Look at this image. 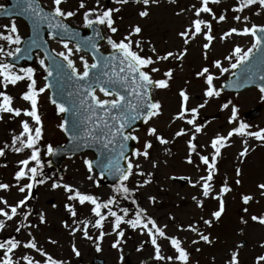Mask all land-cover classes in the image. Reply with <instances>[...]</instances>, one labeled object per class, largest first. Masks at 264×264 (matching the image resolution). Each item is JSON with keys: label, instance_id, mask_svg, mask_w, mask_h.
<instances>
[{"label": "snow or ice", "instance_id": "snow-or-ice-1", "mask_svg": "<svg viewBox=\"0 0 264 264\" xmlns=\"http://www.w3.org/2000/svg\"><path fill=\"white\" fill-rule=\"evenodd\" d=\"M67 0H52V6L47 11L39 5L37 0H22L25 7L23 12L28 13L33 18L34 28H38L42 24H47L50 39L60 37L63 42L62 46L65 51L55 53L54 56H49L46 52L44 59L39 60V65L47 75L45 76L46 83L43 87H37L35 79V69L32 67H21L18 71L15 69V64L0 60V85L7 89L9 85L15 86L21 81H27L26 91L19 97L25 101L29 107L19 108L13 106L14 97L7 94L6 91H0V120H3V114H10L12 117H28L32 121L22 120L20 123L21 131L19 134H14L11 139V144H5L0 148V157L5 156V149L11 150L17 154L30 150V156L19 161V170L14 175L16 181L15 187L20 193H24L25 197L20 199L15 204H9L8 200L0 197V231H3L8 221H13L17 216H21L18 226L15 228L17 233L22 229L29 230L27 232L28 239L25 242L12 237L0 242V264H41V261L34 259L29 255H22L20 259H14L13 256L17 249L23 247L38 253L44 258L43 264H66L63 260L53 258L47 253L42 246L38 244L36 237L31 229H38L40 225L46 224V213L43 211L37 213L39 224L28 222L32 215L31 211H21L25 208L27 200L30 198L32 190L38 186L48 182V177L44 176L42 171L43 163L41 161V149L38 146L43 139V122L39 112L38 104L39 97L44 92L53 87L49 78L60 80L67 79L76 83V91L67 92L64 99L57 100L54 93L50 97V102L55 106L58 114L71 113L75 117L71 121L63 120L59 125L60 131L64 132L70 141L76 144V147L89 148L93 145H100L102 149L107 150L108 155L105 160H100L94 163L92 159L83 161L88 176L87 179L92 181L95 187H100V181L104 176L110 175L116 178L117 183L112 188V194L107 199H101L99 196L81 191L80 188L60 181L53 182L51 188L63 189L66 194L67 201L64 208L72 218L71 224L67 221L63 222V227L68 230L69 235L75 237L77 232H82L84 239L93 241L97 252L102 250L101 243L105 235L115 234V242L111 247L119 249L124 242L125 231L122 225H127L133 231L139 230L141 235H147L154 249L153 259L156 261H167L168 264H190L191 253L184 247L183 241L175 235L167 233L168 224L161 226L156 219L149 215L148 210L138 203L137 193L150 185L153 182L155 173L153 171H145L141 164V160L148 161L152 169L160 167V160L153 157L154 141L161 146H164L165 155H171V148L177 138L188 136L186 141V158L185 163L194 165L198 170L201 165L204 166L203 171L206 174L200 175L195 182L189 177L171 176L169 179H185L193 189L198 190V194H193L191 200L195 206L201 210L205 207V200L212 199L218 202V207L211 211L209 218L200 216L199 222L208 228H212L214 223H218L225 213L226 202L225 196L233 191L229 185L227 178L222 181L221 186L217 189L214 180L218 175V163L222 156V149L230 146L232 137H242L243 148L239 152L238 159L243 163L244 159L249 154L248 139L253 138L256 141L264 144V128L258 131H251L250 125L238 120L239 109L233 105L228 123L235 125L228 131L227 135L217 134L211 141L209 147L211 152L202 154L198 150L197 135L202 133L206 125L198 124V116L200 109L204 108L208 101L213 98H218L221 95L222 87L218 88L215 81L219 80L224 74L231 72L236 76L235 69H242L241 75L237 77V86L240 83L251 80L253 78L252 67L250 61L255 57L260 65H264V24L257 25L250 23L248 16H242L246 9L258 5L264 10V0H236V6L231 8V12L235 15L233 20L243 27H230L224 31L219 37L221 41H226L230 37H251V46L247 49L236 45L224 57V61L228 62V67L224 66V61L216 59L211 61V66H203L196 72L197 79L203 78L205 88L203 96L207 99L196 107L189 108L191 99L186 88H181L178 92L180 104L178 112L171 118V122L182 121L184 124L191 126V129L180 127L174 132L171 139L167 138L156 126L150 122L160 117L163 114V105L160 100L155 99L154 90H167L170 88V82L174 79V69L169 67L161 71L159 65L173 60L184 61L188 55L189 46L198 37L202 36L205 41L202 44V56L205 61L209 60V51L213 47V42L217 39L213 32V21L216 24L226 22L227 9L217 15L213 7L210 5H219L222 0H199L198 5L193 4L191 8L181 9L176 11L175 16H181L185 11H192L194 18L183 30L177 33V36L182 41V47L179 50H165L161 52L156 45L149 39L143 38L144 29L139 23L129 25L126 34H123L119 39L114 38L119 32L116 26L115 14L122 11L126 5L135 4L140 8L137 12L141 20L150 18L151 9L159 7L161 0H112V3L118 7L101 8L99 0L95 8H86L84 0H80L78 9L67 10L62 7ZM169 4H175L177 0H167ZM79 9H86L83 12V26L90 28L95 33L94 37L86 39H77V33L67 21L78 14ZM8 10L5 9V12ZM207 14L211 17L210 20L204 19L203 15ZM255 15H260L256 12ZM123 19V17H120ZM101 26L106 29L110 35L102 33ZM4 31L0 32V40L5 41L11 48L14 49L5 51L3 46H0V57H11L19 59L22 53L20 45L24 43L17 23L12 20L10 24L3 26ZM68 39L65 41L64 38ZM72 40H76L75 46L70 47ZM100 41H105L110 52L107 55L101 53ZM147 46L150 54L145 53ZM33 47H39L37 40L33 38L27 49L23 51H31ZM91 52L92 62L89 63L84 55L79 57L83 65V71L76 67L75 61L71 58L74 54L80 52ZM57 57L61 58L57 62ZM51 61V66L45 63L46 60ZM212 68L216 69L219 75L212 72ZM159 73L161 78L157 79L154 74ZM261 80H264V75H260ZM83 82V83H81ZM226 86V85H225ZM97 91L103 94V98L97 95ZM259 91L264 94V85H261ZM63 96V90L60 93ZM231 101L222 105V109H228ZM190 117V118H189ZM137 120L143 122L147 127L144 130V139L136 133L139 131L134 127ZM171 126V125H169ZM191 132V135H189ZM129 142H135L138 147L129 151ZM47 154L54 153L53 146L47 145ZM196 156L199 163H195L193 156ZM124 162L122 165L121 162ZM35 166H31L33 164ZM166 164L167 161L165 160ZM7 167V165H2ZM96 169H99L97 176ZM242 169L237 167L235 175L237 179L235 185H241L242 181L239 177L242 176ZM133 177H141V181L133 182ZM21 181L27 183L21 184ZM132 184V186H130ZM12 185L0 183V191H8ZM259 193L264 197V182L256 185ZM242 203L248 205L254 201V196L251 194H242ZM148 200L152 205L158 203L157 197L154 195L148 196ZM121 202H127L129 206H122ZM258 202V201H257ZM90 206L91 216L95 219H80L78 220V212L76 205ZM52 207H56L55 204ZM247 212V207L244 208ZM111 218L112 233H105V221ZM176 217L170 215L169 220L175 221ZM251 220L264 226V215H252ZM198 223H189L186 227L176 224L178 231L192 232L198 239H193L192 244H199L201 241L205 244H213L214 241L209 234H205L200 230ZM247 220L241 219V223L247 224ZM89 227L99 230V234L95 237L89 234ZM163 239L167 241L171 248L175 251V256L162 255L161 245L159 241ZM48 243L56 244L57 241L49 239ZM238 245L237 247H241ZM264 247V245H261ZM143 245L137 248L141 251ZM199 252L200 249L196 248ZM72 252L76 257L81 255L75 243L72 244ZM239 252L233 251L227 264H239ZM123 255L120 260L123 262ZM264 256L258 257L256 264H262Z\"/></svg>", "mask_w": 264, "mask_h": 264}, {"label": "rangeland", "instance_id": "rangeland-1", "mask_svg": "<svg viewBox=\"0 0 264 264\" xmlns=\"http://www.w3.org/2000/svg\"><path fill=\"white\" fill-rule=\"evenodd\" d=\"M40 2L47 9L52 6V0H40ZM84 2L86 8L89 9L97 4V0H84ZM3 3L4 1L0 0V7ZM78 4L79 2L77 1L67 0L62 7L67 10L76 11L78 9ZM99 4L103 6L102 0H99ZM193 4V2H183V0H177L175 4H169L167 0H161L159 7H153L151 9L150 18L141 20L137 15L140 6L130 3L124 6L125 16L122 20L125 19V21L119 23V32L114 38H120L127 31L129 25L139 23L144 29L142 33L143 38L151 40L158 50L161 52L169 49L179 50L182 47V41L177 36V33L189 24L194 18V15L192 11H185L179 17L175 16L174 13L180 11L182 8H191ZM218 6L220 11H215L217 15L223 13L227 9L228 19L226 22L220 24H216L213 21V32L217 39L213 42V47L209 51V60L205 61L203 59L202 44L205 41L203 37L200 36L189 46L188 55L182 62V66L181 62L175 60L159 65L161 71L169 67L173 68L174 79L170 82L169 89L154 90V98L160 100L163 105V114L150 123L156 126L169 139H171L174 132L180 127L191 129L182 121H175V123L171 122V118L178 112V106L180 104V97L178 95L179 90L181 88L187 89L191 97L189 108L196 107L200 103H203L204 100L207 99L203 96L205 85L203 78L197 79L196 72L213 60H222L236 45L244 49L251 46V37L233 36L226 41H221L219 39L223 32L230 27L240 28L243 25L233 20L235 14L231 12V8L236 6V0H226ZM85 10L86 9H79L78 14L67 22L76 27L85 28L83 26V12ZM256 12H260V15H255ZM240 15L248 16L250 18V23H255L257 25L264 24V10L260 9L258 5L246 9L244 13ZM203 18L208 20L211 19L207 14H204ZM12 20L16 21L21 37L23 38L27 35L26 26L17 19L1 20L0 32L4 31L3 26L10 24ZM49 44L55 53L65 51L62 46L63 43L61 42L49 40ZM0 46H3L5 51L12 50L15 47L13 45L10 48L3 40H0ZM69 46L74 47L72 44H69ZM100 49L103 52L110 51L105 41L100 45ZM145 53L150 54L147 46H145ZM81 55L83 54L76 53L71 57L80 71L83 70V65L79 59ZM5 58L6 57H0V60L4 61ZM85 58L88 59L87 56H85ZM40 59H42L41 56L37 55L35 63L29 66L35 69V79L38 88L44 86L42 80L45 73L39 65ZM225 63L228 64V62ZM206 66L210 67L211 63ZM212 70L214 71V68H212ZM216 75H219V73L217 72ZM154 77L159 79L161 75L157 73L154 74ZM221 78L222 76L220 79ZM224 78L225 77L222 79ZM219 80L215 81L217 87ZM26 86L27 81L20 82L16 86L9 85L7 89H4L3 86L0 85V91H6L7 94L13 96V106L23 109L29 107L25 101L19 98L21 94L26 91ZM100 97L103 98V96ZM223 99H226L227 102L231 101L228 109H222L223 103H221V101ZM233 105L239 109V121L244 120L242 115L245 111L257 105L260 106L261 111L259 117L253 122L246 123L250 125L249 130L251 131H258L264 128V98L261 97L260 93L257 91L249 90L233 97L221 96L213 98L208 101L204 108L200 109L198 116L197 123L206 125L203 132L197 135L196 141L198 150L202 154H208L212 151L209 145L211 139L215 135H227L228 131L235 126L228 123ZM38 108L43 122V139L41 140L42 146L40 149L41 160H44L46 159V151L44 148L48 144L52 146L59 144L64 138L58 127L60 124V114H58L55 107L48 103L47 91L40 95ZM25 119L29 120L30 125H32V121L28 117L21 116L14 118L10 114H3V120H0V148L6 143L9 145L11 144L12 136L14 134H19L22 130L20 123ZM146 127L147 126L144 125L136 133L140 136L141 141L144 139V130ZM189 135H191V132H189ZM188 138V136L177 138L173 144H170L168 147L171 148V155H165L163 150L164 146L157 145L154 141L153 157L160 160V167L158 169H152L148 161H140L146 172L153 171L155 173L153 185L141 189V191L143 190V192L140 193L142 206L148 210L149 214H155L154 218H157L161 226L168 224L167 232H169V234L176 233L183 237V239H189V242L186 243V248L191 253L190 264H227L230 254L233 251L239 252V264H253L257 261L258 257L264 256V247L261 246L264 245V226L251 220L252 215H264V197L260 195L259 190L256 188L258 183L264 182V144L256 142L252 138H247L249 154L247 158L244 159L243 163L238 159V155L243 148L244 138L237 136L232 137L229 142L230 146L223 149L222 156L218 163L219 172L214 180V184L218 189L222 181L227 178L233 191L225 196L226 209L221 220L218 223H214L212 228H208L203 225L202 222H199V218L201 215L206 219L209 218L211 211L218 207V202L212 199H206L205 210H201L197 208L191 200L193 194H198L197 189L191 188L189 184L185 186L182 185L180 179H169L171 176L189 177L192 182H195L200 175L206 174L203 171L202 165L198 170L194 165L185 163L187 153L186 141ZM138 146L139 145H136V147ZM24 157L22 152L17 154L13 152L11 148L5 149V156L0 157V183L12 185L10 190L0 191V197L7 199L9 204H15L25 197L24 193H20L18 189L14 187V185H16L14 175L16 171L19 170V161L24 159ZM90 158H92V155L86 153L66 159L61 166V170L63 171L62 182L74 185L80 188L81 191L93 193L101 199H107V197L112 194L113 187H107L100 183V187L97 188L92 181L87 179L89 174L83 161ZM193 159L195 163H199L195 155ZM165 160L167 161L166 164L164 163ZM2 165H7V167H3ZM237 167H240L243 173L242 176L239 177L242 181L239 186L234 183L237 179L235 175ZM54 173L55 172H53V174ZM60 180L61 177L55 175L54 179L49 183L50 185H45L40 188L37 187L29 203L32 212V224H39L37 213L41 211L46 213L47 223L40 225L38 229H31V231L36 237L38 244L42 246L47 253L52 255L55 259L65 261L66 264H86V262L91 260L93 255L102 258L105 264H127L128 262L149 264L151 260L149 254L151 252L149 251L148 243L144 239V235H141L138 231L135 233L132 232V240H129L128 235L130 233L127 225H124V227L122 226V229L125 231L124 239L127 240H124L120 246L122 252L119 249L111 247L116 239L115 234L105 235L101 243L102 250L100 252L96 251L93 241L83 238L82 232H77L75 237L69 235L68 230L63 227V222L67 221L71 224L72 218L66 212L64 205L71 202L67 201L63 189L53 190L51 188L53 182ZM23 183H27V181H21V184ZM242 194L253 195L254 201L248 205H244L241 198ZM150 195L157 197L158 203L154 206L148 200V196ZM53 204L56 205L55 208L52 207ZM0 207H3V205H0ZM25 207H27V204ZM89 207V205H85V207L83 206L81 209L77 208L78 220L85 218L95 219L91 216ZM245 207L248 209L247 212L244 211ZM24 209L21 211H24ZM170 215L176 217L175 221L169 220ZM242 218L248 221L247 224L241 223ZM198 222L205 226L204 230L206 234H209L214 241L211 248L203 247L205 245L202 243L193 245L192 240L196 239L197 236L192 232L178 231L176 228V224L187 226L189 223ZM12 229V227H10V229L5 228L3 231H0V233ZM103 230L105 233H112V228L108 223ZM28 231L29 230H27V232ZM27 232L21 233L20 240L22 242L27 241L29 238ZM89 234L95 237L99 234V230L89 227ZM50 238L56 240L57 243H48ZM240 241H244L245 245L238 248L237 244ZM73 243H75L81 253L79 257H76L72 252ZM141 245H143L142 250L137 251V248ZM161 247L162 249H166L164 243L161 244ZM196 248H199L200 251L197 252ZM125 252H129L128 256H125ZM18 253H21V256L26 253V255L32 256L43 264L44 258L33 250L26 249V251H23L19 249L17 254ZM121 255L124 257L123 262L120 260ZM20 264H23V261H21ZM151 264L156 263L153 262ZM165 264H168V262ZM262 264H264V262H262Z\"/></svg>", "mask_w": 264, "mask_h": 264}, {"label": "water", "instance_id": "water-1", "mask_svg": "<svg viewBox=\"0 0 264 264\" xmlns=\"http://www.w3.org/2000/svg\"><path fill=\"white\" fill-rule=\"evenodd\" d=\"M14 4L11 5L10 7L7 8V13L10 14L9 12L16 13V15H20L23 17V19L26 21L29 27L30 31V37L25 39L24 43L22 44V53L19 56V59H26L27 61H31V51L34 49H39L45 57V53L47 52L49 56L51 57L52 54L48 52L47 48V43L44 40V36L46 34H49L50 30L47 27V24H42L38 28H34L33 25V18L31 17L30 14L25 13L22 11V9L25 7V5L22 3V0H13ZM19 13V14H18ZM19 16V17H20ZM74 29V28H73ZM77 33H79V36L77 39L83 40L86 39L87 37H92V33L90 32L86 36H82L81 33L74 29ZM35 38L37 40V43L39 44V47H33L31 51L25 52L23 49H27L29 44L31 43V40ZM57 39H60V37H57ZM68 38L65 37L64 40H67ZM72 42L76 43V40H72ZM91 56V52L87 51ZM57 59V58H56ZM18 62V61H16ZM47 64L51 66V61L46 60ZM57 62H60L59 59H57ZM17 64V63H16ZM19 65V63H18ZM250 66L252 67V71L254 73L253 78L251 80L245 81L244 83H240L239 86H237V77L241 75L242 69H235L234 72H236V76H231L229 81L224 85L225 90L228 91H233L234 93L239 92L244 89L256 87L260 88L261 85H264V80H261L259 77L260 75H264V65H260L257 61V59L254 57L252 61H250ZM49 81L52 82L53 87L50 89V97L53 96L55 93L56 96L55 98L59 101L61 99H64L67 96V92L69 91H76V83L72 80H67L66 78L63 80H60L59 82L55 78H49ZM83 83V82H81ZM61 90H63V96L60 94ZM75 117L72 116L71 113H64L62 114L61 121L63 120H68L69 121V128H71V121ZM142 121L137 120L134 124V127L137 128ZM65 135L67 141L64 145L62 146H56L54 147V153L52 155H49V165L55 167L56 169L59 168L60 164L62 163L63 159L67 156H73V155H78L81 153L85 152H92L95 156L94 163L100 160H105L106 156L108 155L107 150L102 149L100 145H93L92 147L89 148H83V147H76V144L72 141L69 140L68 136L63 132ZM133 142H129V151L132 150ZM122 165L124 162H121ZM97 174H99V169L95 170ZM58 174L61 175V171L58 170ZM104 178L106 179V182L111 184L116 182V178L110 175H105Z\"/></svg>", "mask_w": 264, "mask_h": 264}, {"label": "flooded vegetation", "instance_id": "flooded-vegetation-1", "mask_svg": "<svg viewBox=\"0 0 264 264\" xmlns=\"http://www.w3.org/2000/svg\"><path fill=\"white\" fill-rule=\"evenodd\" d=\"M223 54H224V53H223ZM225 62H226V61H225ZM225 62H224L225 67H228V64H226ZM153 206H154V205H153ZM149 215L152 216L153 218L155 217V214H154V213H150ZM154 219H155V218H154Z\"/></svg>", "mask_w": 264, "mask_h": 264}]
</instances>
